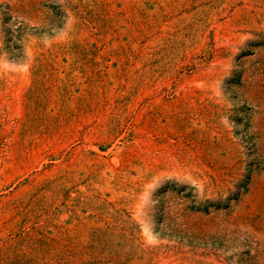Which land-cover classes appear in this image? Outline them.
Masks as SVG:
<instances>
[{"label":"rangeland","instance_id":"1","mask_svg":"<svg viewBox=\"0 0 264 264\" xmlns=\"http://www.w3.org/2000/svg\"><path fill=\"white\" fill-rule=\"evenodd\" d=\"M0 264H264V0H0Z\"/></svg>","mask_w":264,"mask_h":264}]
</instances>
